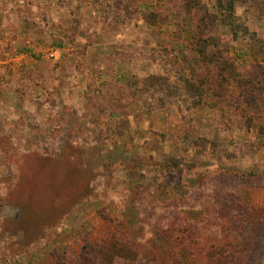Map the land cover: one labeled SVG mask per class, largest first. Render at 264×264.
I'll return each instance as SVG.
<instances>
[{"label": "rangeland", "instance_id": "374dc122", "mask_svg": "<svg viewBox=\"0 0 264 264\" xmlns=\"http://www.w3.org/2000/svg\"><path fill=\"white\" fill-rule=\"evenodd\" d=\"M244 1L264 42V0ZM181 5L0 0V264H264V121L244 126L236 87L222 105L183 91ZM224 32L257 73L255 42ZM237 234L247 255L226 245Z\"/></svg>", "mask_w": 264, "mask_h": 264}, {"label": "trees", "instance_id": "16d2710c", "mask_svg": "<svg viewBox=\"0 0 264 264\" xmlns=\"http://www.w3.org/2000/svg\"><path fill=\"white\" fill-rule=\"evenodd\" d=\"M244 2V0H218L216 11L213 13L209 12L200 0H181L180 13L184 16V20H190L189 24L187 23L189 25L187 33L191 43L190 54H182L180 57L182 66L178 78L183 91L190 98H196L197 104L205 96L211 95L222 105L225 98L229 97L231 90L236 87L239 91V99L234 105L235 115L241 114L244 126L248 129L256 121L260 119L264 121V42L259 41L254 34H250L248 28L237 17V4ZM147 21L152 27L166 25L168 16L161 17L151 13ZM220 31H225L224 33L233 43L240 36L246 35L255 42L262 60L257 73L249 71L243 74L238 70L234 61L227 56L228 43L224 42V38L217 36ZM166 165L167 168L173 169L172 166L170 167L172 162H167ZM247 176L257 178V175L253 173H248ZM111 222L117 230L119 224L115 220ZM246 243L244 235L237 234L226 245L232 246L237 255H247V252L239 251V248L244 247ZM128 245L124 239V233L117 232L111 249L128 248ZM213 249L214 251L210 252L213 257L223 253L220 251L221 248L218 249V245L213 246ZM90 253L92 258L96 259L102 257L104 251L95 249ZM237 255L233 253L232 257L235 258Z\"/></svg>", "mask_w": 264, "mask_h": 264}, {"label": "built area", "instance_id": "2783aa9c", "mask_svg": "<svg viewBox=\"0 0 264 264\" xmlns=\"http://www.w3.org/2000/svg\"><path fill=\"white\" fill-rule=\"evenodd\" d=\"M50 56H52V57H53V56H55V54H51Z\"/></svg>", "mask_w": 264, "mask_h": 264}]
</instances>
